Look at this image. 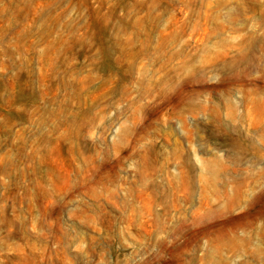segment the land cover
Returning a JSON list of instances; mask_svg holds the SVG:
<instances>
[{
  "label": "rangeland",
  "instance_id": "1",
  "mask_svg": "<svg viewBox=\"0 0 264 264\" xmlns=\"http://www.w3.org/2000/svg\"><path fill=\"white\" fill-rule=\"evenodd\" d=\"M0 264H264V0H0Z\"/></svg>",
  "mask_w": 264,
  "mask_h": 264
}]
</instances>
